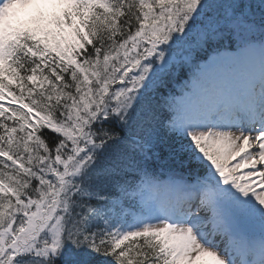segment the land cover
I'll use <instances>...</instances> for the list:
<instances>
[{
  "label": "snow or ice",
  "instance_id": "obj_1",
  "mask_svg": "<svg viewBox=\"0 0 264 264\" xmlns=\"http://www.w3.org/2000/svg\"><path fill=\"white\" fill-rule=\"evenodd\" d=\"M0 264H264V0H0Z\"/></svg>",
  "mask_w": 264,
  "mask_h": 264
}]
</instances>
